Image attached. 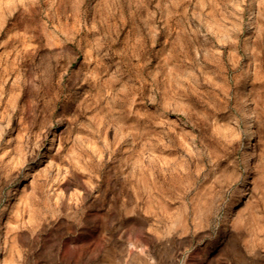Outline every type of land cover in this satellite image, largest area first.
I'll use <instances>...</instances> for the list:
<instances>
[{"label": "rangeland", "instance_id": "obj_1", "mask_svg": "<svg viewBox=\"0 0 264 264\" xmlns=\"http://www.w3.org/2000/svg\"><path fill=\"white\" fill-rule=\"evenodd\" d=\"M0 264H264V0H0Z\"/></svg>", "mask_w": 264, "mask_h": 264}, {"label": "bare ground", "instance_id": "obj_2", "mask_svg": "<svg viewBox=\"0 0 264 264\" xmlns=\"http://www.w3.org/2000/svg\"><path fill=\"white\" fill-rule=\"evenodd\" d=\"M54 136H55V135L53 134V136L50 138V140L53 139ZM50 152H51V147H50V145H49V146H47L46 149L44 150V154L42 155V157H45V156L48 155ZM42 157L40 158V160L37 161V164H40V163L42 162Z\"/></svg>", "mask_w": 264, "mask_h": 264}]
</instances>
